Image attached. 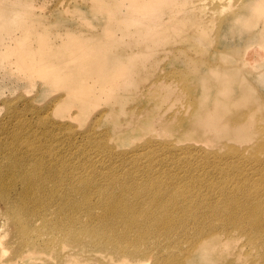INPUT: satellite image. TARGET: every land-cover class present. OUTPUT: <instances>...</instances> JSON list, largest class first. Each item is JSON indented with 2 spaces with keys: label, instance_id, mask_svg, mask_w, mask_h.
Wrapping results in <instances>:
<instances>
[{
  "label": "rangeland",
  "instance_id": "obj_1",
  "mask_svg": "<svg viewBox=\"0 0 264 264\" xmlns=\"http://www.w3.org/2000/svg\"><path fill=\"white\" fill-rule=\"evenodd\" d=\"M202 1L176 3L173 11L161 12V33L143 43L135 42L133 33L124 34L125 27L117 28L114 19L124 16L120 9L107 12L94 0H32L21 5L35 14L27 16L25 23L32 32L26 35L23 23L13 22L18 37L15 44L0 43V164L9 165L8 158L17 162L21 158L26 171L34 174L27 166L36 160L48 163L51 153L46 147L63 153V167H74L72 187L83 181L92 182L93 188L106 186L105 198L97 189L87 198L76 193L81 200L76 201L81 203L77 214L87 222L91 216L104 213L101 199L125 192L120 206L133 205L134 216L119 215L112 224L94 219L82 237L86 242L115 240V246L127 235L129 239L124 241L129 248L137 249L134 241L144 251L149 243L148 252L133 254L134 262L147 260L146 264H151L162 248L157 259L172 252L182 264H263L258 244H251L237 230L232 232H240L238 238L218 236L225 247L209 240V246L201 251L202 240L192 248L191 242L180 238L182 230L170 240L171 247L164 233L152 232L138 242L141 224L130 227L122 222L144 218L146 211L156 213L164 205L175 214L188 208L187 221L193 223L197 215L188 202L206 209L218 206L212 205L220 197L216 190L205 188L201 179H224L225 186L232 189L234 178H241L252 183L248 186L251 192L261 190L255 177L264 173L247 159L264 160V149L258 147L264 140V10L256 9H264V0H205V6L214 12L213 19H202L190 27L192 20L180 18L200 11L197 4ZM120 7L125 8L126 3ZM174 15L178 18H172ZM22 41L32 46L29 55L42 46L48 63L35 54L21 65ZM48 68L51 73H47ZM62 79L67 80L69 89L62 86ZM113 79L120 83L114 85ZM68 92L86 105L74 103L65 109L71 116L56 109ZM111 110L117 116H109ZM253 153L252 159L249 155ZM100 176L111 178L114 184ZM141 184L146 190L135 196L134 190ZM23 186L34 190L29 184ZM59 190L54 189L56 193ZM171 191L186 196L177 198ZM40 192L47 202L51 191ZM155 194L156 200H150ZM87 205L92 206L93 214H88ZM61 212L62 216L72 213L66 209ZM4 218L0 213V219ZM70 244L60 240L54 250L63 260L76 250L66 259L68 264L126 263L99 243L85 244L84 251ZM4 252L9 253L8 249ZM48 252L39 246L31 260L34 263L19 264L57 260Z\"/></svg>",
  "mask_w": 264,
  "mask_h": 264
},
{
  "label": "bare ground",
  "instance_id": "obj_2",
  "mask_svg": "<svg viewBox=\"0 0 264 264\" xmlns=\"http://www.w3.org/2000/svg\"><path fill=\"white\" fill-rule=\"evenodd\" d=\"M94 2L104 8L106 7L107 9L105 8V10L107 12L116 13V10L120 9L124 13V16L114 19L116 20L117 28L123 29V27H125L122 31L124 34L130 36L133 33L135 35V42L141 41V43H143L146 40H150L154 34L161 33V31L158 30L161 22V12H171L174 10L176 3L186 5L189 0H94ZM204 2L205 0L197 4L200 11L187 16L183 15L180 19L192 20L189 24L190 27L199 25L202 19L204 22H210L214 17V12L213 10H209ZM31 3L32 0H0V43L3 44V42H7L11 45L15 44L18 37L13 30V22H19L20 24L22 22L24 25L23 32L26 35L32 32L29 31V27L25 26V23L27 21V16H35V14L26 12V9L21 6ZM125 3L126 7L121 8L120 5ZM256 9L260 12L264 10L261 7H257ZM172 18L178 17L174 15ZM33 20L34 17L28 22V25ZM109 32L112 33L110 29ZM130 42L127 46H130ZM31 48L32 46L24 41L20 44L19 63L21 65L34 59L35 54L38 55L41 62L48 63V56L46 53H43L42 46H38L35 49L34 55H29ZM14 53L17 54V49L14 50ZM51 72L52 70L48 68L47 73ZM114 79L113 84L118 85L120 83L119 80ZM66 81V79H62V86L68 88L66 86ZM165 90H167L169 94H172L174 91L170 88H166ZM67 94H69V96L64 101L60 102L56 108L62 115H70L68 112L65 113L64 110L74 105V103L82 107L86 106L84 100L77 96H71L70 92ZM109 116H117L116 111L111 110ZM9 144L13 147L11 143ZM99 145H101V143H99ZM258 147L259 150L264 149V140ZM46 148H48V151L51 153V159L48 163L36 160L30 167L27 166V168H31L32 171L35 172L34 174H30L26 171V163L23 162L21 158L20 162H17L16 159L12 160L8 158L9 162L7 163L9 165L1 166L4 164H0V213L5 216V220L0 219V244H2L0 247V264L29 262L36 258L34 254H37L36 252L39 246L49 251V255L57 259L46 260L45 263L41 264H68L66 259L71 257L70 254L76 253V250L70 252L66 259L63 260L61 255L54 251L60 240L69 241L71 246L82 250L85 244L92 246L93 244L99 243L103 246L102 249L117 257H121L127 264H146L147 260L134 262L131 259L134 258L133 254L137 251L148 252L151 249L149 243L146 246L147 250L144 251V249L140 248V244H136L134 241L132 244H134L137 249L129 248L127 242H125L129 239L127 235L124 236L121 242L120 240L117 241V245L115 246L113 245L115 240L107 242L104 238V240L100 239V241H95L93 239L86 242L85 239H83L82 233H87L89 231V223L94 219L101 223L105 222V224H112L119 215L124 214L127 217H131L133 212H135L134 206L131 204L120 206L126 193L118 191L111 199H101L104 213L102 212L99 217L94 215L91 216V221L87 222L86 218L81 214H77V206H81V203H76V201L81 200L76 198V193L80 192L83 196L82 198H87L89 194L97 189L99 194L105 198L106 186L103 187L104 184H100L93 188L92 182L83 181L78 186L76 185V188L72 187L75 181L74 167L70 168L67 166L64 168L65 159L63 153L56 151L55 148L50 146ZM230 151L232 153H237V150L233 148H231ZM254 154L255 153L249 155V157L253 159ZM247 161H254L264 173L263 159L256 157L253 160L247 159ZM231 166H234V164ZM237 166L241 171L244 170L242 165ZM4 170L5 173H3ZM17 175L22 176L18 177ZM100 177L103 178V181L109 183V185L111 183L114 184V180L111 178L107 179L103 176ZM255 180V184L259 186L261 190H257L253 193L248 187L252 183H247L241 178H234L232 189H228L225 186L224 179L214 182L201 179L205 188L216 190L220 197L216 198L214 200L215 204L212 205L218 206H209L206 209L199 208L198 205L196 203L194 204L192 201L188 202L186 205L195 210L194 213L197 215L193 223L187 221L188 208L183 207L182 213L175 214V210L164 208V205H161L160 210L156 213L150 212V210L146 211V217L144 218L135 219L132 217L128 221L123 219L122 222L130 227H133L137 223L141 224L142 230L137 237L138 242L148 239L152 232L155 234L164 233L169 239L168 246L171 247L173 241L170 240H172L176 233L182 230L179 235L180 238H184L185 241L191 242L192 248L195 246L196 242L202 240V245L199 246L201 251L209 246V240H213L215 243L225 247L218 236L224 234L225 237L234 236L238 238L241 232V235L246 236L251 244H258L259 253L264 257V174L255 177ZM129 183L134 185L132 182ZM21 184L22 186L18 190ZM24 184L31 185L34 190L29 191L23 186ZM49 184L50 187H48ZM57 187L60 190L56 193L54 189ZM42 190L51 191V196L47 198L48 201L45 203L40 192ZM144 190H146L144 185L141 184L140 186H136L134 190L135 196H139ZM240 191L244 193L243 196L235 194V192ZM261 192H263V194H261ZM171 193L177 198L180 195L186 196L184 192L180 191H171ZM11 194L14 196L11 197ZM158 194L152 196L150 200L155 201ZM15 197L18 201L14 199ZM242 198L243 202H241ZM65 209L71 210L72 213L62 216L61 211ZM92 209L91 205L86 206L88 214H93ZM6 223L8 224L7 229ZM81 227L85 229H81ZM102 228L104 230L105 226H102ZM108 228H110V226ZM230 229L233 230L230 231ZM235 230L240 232L238 234L232 232ZM18 237L20 239L17 244L11 245L14 243V239ZM158 247L159 244H157L156 249ZM4 249H8L9 253L4 252ZM160 250H162V248L158 250L157 258L161 257ZM167 255L162 256V259L156 258L151 264H182V260H180L176 254L169 252ZM34 262L35 261H31L30 263ZM82 262L84 261L82 260ZM226 264L231 263L229 262Z\"/></svg>",
  "mask_w": 264,
  "mask_h": 264
}]
</instances>
